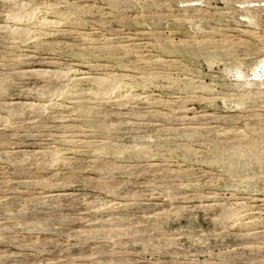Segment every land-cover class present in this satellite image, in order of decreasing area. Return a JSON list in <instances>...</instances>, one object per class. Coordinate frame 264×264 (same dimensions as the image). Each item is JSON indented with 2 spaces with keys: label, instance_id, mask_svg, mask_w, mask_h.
<instances>
[{
  "label": "rangeland",
  "instance_id": "374dc122",
  "mask_svg": "<svg viewBox=\"0 0 264 264\" xmlns=\"http://www.w3.org/2000/svg\"><path fill=\"white\" fill-rule=\"evenodd\" d=\"M0 264H264V0H0Z\"/></svg>",
  "mask_w": 264,
  "mask_h": 264
}]
</instances>
